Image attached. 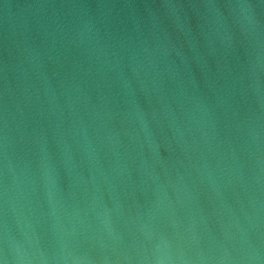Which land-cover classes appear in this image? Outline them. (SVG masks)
<instances>
[{"label": "water", "instance_id": "water-1", "mask_svg": "<svg viewBox=\"0 0 264 264\" xmlns=\"http://www.w3.org/2000/svg\"><path fill=\"white\" fill-rule=\"evenodd\" d=\"M0 264H264V0H0Z\"/></svg>", "mask_w": 264, "mask_h": 264}]
</instances>
